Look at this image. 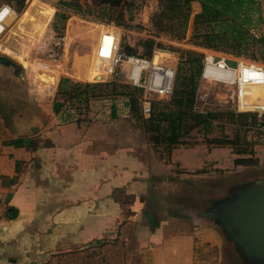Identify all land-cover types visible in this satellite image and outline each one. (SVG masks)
Instances as JSON below:
<instances>
[{
  "label": "rangeland",
  "instance_id": "374dc122",
  "mask_svg": "<svg viewBox=\"0 0 264 264\" xmlns=\"http://www.w3.org/2000/svg\"><path fill=\"white\" fill-rule=\"evenodd\" d=\"M43 1L28 0L30 11L35 13L29 18L30 23L18 43L10 45L5 36L0 40V49L4 52L0 51V135L14 132L16 128L18 129L16 123L23 118L34 119L37 114L48 116L50 110L54 108L55 110L58 108L62 113L63 104L71 95V83H101L88 89L87 101L83 97L81 100H70L71 104H66L64 110L70 106L71 113L80 120L87 121V124L96 122L106 124L108 149L129 147L134 152H140V155L153 150L157 160L160 158L161 162H168L170 155L163 145L155 147L156 134L145 130L140 109L131 108L128 95L139 96L141 90L115 80L102 81L104 77L107 78V74L94 67L92 49L94 40L106 27L105 25H114L118 32L121 31L123 48L132 47L137 52H143L142 43L147 39H153L161 44L154 54V59L164 60L176 67L181 74L188 73V65L184 60L188 57V51L202 55L210 50L212 54L227 57L229 60L237 58L264 63V0H258L260 4L258 18L261 20L249 26L243 35L240 55L232 51L215 50L195 44L192 38L193 18L201 10L200 4L196 1L190 3V15L185 34L181 39L176 38L172 32L157 31L152 25V19L158 11L157 0H125L113 9L111 20L106 16L102 18L99 16L102 5L97 0H74L80 4L79 12H75L72 6L61 3L69 0ZM26 2L27 0H0V5L11 4L17 15ZM60 14H64V17H59ZM73 17L75 20L70 21ZM43 32H45L44 37L40 38L39 43L37 37ZM51 32L67 35L64 55L58 68L48 62L50 70H44L38 68L36 62L41 61L40 59L44 60L43 50L47 51L48 46H42L40 49V44L51 35ZM1 57H7L11 64L19 65L21 68L17 70ZM74 60L76 63L73 66ZM91 60L93 66L90 69L88 66ZM227 62L230 65L235 64L231 61ZM25 65H27L26 70ZM73 72L76 76L83 77L84 74V78L89 80L76 79ZM57 73L59 76L55 82ZM62 78H68L71 82L66 83L64 90L57 93V86ZM251 86H249L251 88L249 104L240 111L235 108L236 105L230 97V87L197 79L196 110L200 113L222 115L211 118L209 124L205 126H195L185 132L181 136L182 143L175 147L204 144L209 151L215 148L221 159L225 160L226 156L231 159L249 157L250 161L247 165L233 163L229 167L214 169H211V165H207L200 171L204 176L195 181L179 178L176 160L183 159V155L177 154L172 158V168L160 162L162 165L157 164L153 172L156 175L153 176L144 195L147 200L145 210H150L156 220L170 215L187 216L192 210H197L202 216H211L209 207L213 200L228 196L235 185H246L264 178V134L260 126L264 122V113L245 111L259 109V106L264 104V86H259L258 89ZM154 101H158V106L170 105V98ZM230 113L249 114L245 119H240L236 116L229 117ZM228 141L231 143H227ZM240 151L244 153L239 154ZM193 156L195 155L191 157ZM119 194V199L124 203L123 213L127 217L131 212L126 205L131 202L132 196L123 194L122 191H119ZM145 219V222H148V219ZM122 226L123 230L115 237H104L66 251L41 254L32 257L30 264H150L149 253L145 247L141 249L133 222L127 223L125 220ZM220 253L216 256L222 263L241 264L239 256L233 253L229 242L226 241Z\"/></svg>",
  "mask_w": 264,
  "mask_h": 264
},
{
  "label": "crops",
  "instance_id": "0c3cea01",
  "mask_svg": "<svg viewBox=\"0 0 264 264\" xmlns=\"http://www.w3.org/2000/svg\"><path fill=\"white\" fill-rule=\"evenodd\" d=\"M28 11L27 0L8 26L5 37L10 45L21 40L30 23L35 12ZM92 66L93 60L88 68ZM73 76L89 80L84 74L73 72ZM51 110L48 116L23 118L14 132L0 135V264H30L32 257L41 254L115 237L125 220L135 225L150 264H224L216 255L226 240L213 215L192 210L187 216L156 220L145 210L144 195L161 162L155 151L140 155L129 147L110 150L106 124H87L74 115L64 121L58 108ZM177 154L183 155L176 160L179 178L191 181L202 178L200 171L207 165L224 168L234 160L225 154V160L221 159L215 148L209 151L204 144H196L174 147L168 162L161 163L172 168ZM119 191L132 196L126 205L131 212L127 217ZM148 214L155 219V227ZM238 256L241 264H256Z\"/></svg>",
  "mask_w": 264,
  "mask_h": 264
},
{
  "label": "trees",
  "instance_id": "16d2710c",
  "mask_svg": "<svg viewBox=\"0 0 264 264\" xmlns=\"http://www.w3.org/2000/svg\"><path fill=\"white\" fill-rule=\"evenodd\" d=\"M101 7L99 16H104L111 20L113 9L120 6L125 0H97ZM158 11L153 17L152 25L157 31L172 32L176 38H183L189 15L190 3L196 1L200 4L201 10L193 18L192 38L196 45L211 48L215 50L232 51L241 54L243 46V35L247 32L249 26L260 22L258 18L260 4L258 0H157ZM65 6H72L75 12H79L80 4L74 0L61 2ZM254 14V15H253ZM254 16L257 18H254ZM59 17H64L60 14ZM120 25V23H117ZM144 51L137 52L132 47H122L126 53H139L144 56H150L154 47L160 48L161 44L153 39H147L142 43ZM6 58V57H4ZM203 54L196 55L193 51H188L187 59H184L188 65L187 74H181L176 70L175 82L172 95L170 96V105L168 107L158 106V101L151 104L149 116L144 117V126L146 131H153L155 147L163 145V148L170 154L171 150L182 143L181 136L195 126H205L209 124L211 118L220 116L210 112L200 113L196 110V90L197 79L200 77ZM59 74L55 75L57 82ZM71 81L68 78L60 79L57 86V93L64 90L66 83ZM101 83H71L69 98L63 104L62 118L69 121L71 113L70 106L66 109V104H71L70 100L85 98L87 101L90 87ZM104 84V83H102ZM107 84V83H105ZM87 95V96H86ZM131 108L140 109L135 95L129 94ZM138 105V106H137ZM64 110V112H63ZM141 113V112H140ZM255 113V112H252ZM249 114V113H248ZM247 113L235 115L230 113L228 116L245 119ZM244 122V120H242ZM264 122L260 124L263 126ZM264 134V133H263ZM227 143H231L228 141ZM244 153L240 151L239 154ZM249 157H235L234 165H247ZM151 227L156 226V221L151 215H147Z\"/></svg>",
  "mask_w": 264,
  "mask_h": 264
},
{
  "label": "built area",
  "instance_id": "2783aa9c",
  "mask_svg": "<svg viewBox=\"0 0 264 264\" xmlns=\"http://www.w3.org/2000/svg\"><path fill=\"white\" fill-rule=\"evenodd\" d=\"M5 8L8 9V12L0 19V40L4 38L7 28L16 14L15 8L9 3L0 5V13ZM49 22L50 20L47 24ZM105 26L94 40L92 48L94 67L107 74V78L102 81L115 80L141 90L137 101L140 112L144 117H147L151 112V104L154 100L169 99L172 95L176 67L164 60L155 61L154 54L159 50L155 47L150 56L124 52L121 46V31L118 32L114 25ZM44 33L37 37L39 43L40 38L44 37ZM65 39V34L51 32V35L47 39L45 38V41L43 40L40 49L46 45L48 49L47 51L43 50L44 60L40 59L41 61L36 62L38 68L50 70L48 62L55 68L60 66L64 55ZM0 51L3 52L1 49ZM227 61L235 64L230 65ZM199 79L207 83L230 87V97L237 108V105L245 99L249 86H264V63L237 58L229 60L227 57L211 54L208 50L203 53ZM259 107V109L245 111L264 113V104Z\"/></svg>",
  "mask_w": 264,
  "mask_h": 264
},
{
  "label": "water",
  "instance_id": "95a60500",
  "mask_svg": "<svg viewBox=\"0 0 264 264\" xmlns=\"http://www.w3.org/2000/svg\"><path fill=\"white\" fill-rule=\"evenodd\" d=\"M1 58L17 70L21 68ZM261 131L264 133V125ZM209 211L225 240L243 260L264 264V178L235 185L228 196L213 200Z\"/></svg>",
  "mask_w": 264,
  "mask_h": 264
},
{
  "label": "bare ground",
  "instance_id": "6f19581e",
  "mask_svg": "<svg viewBox=\"0 0 264 264\" xmlns=\"http://www.w3.org/2000/svg\"><path fill=\"white\" fill-rule=\"evenodd\" d=\"M12 18V17H11ZM17 18V15L15 14V16L13 17V20H12V22L15 20ZM10 20V19H9ZM11 24V23H10ZM9 24V25H10ZM8 29V28H7ZM7 32V31H6ZM208 51V50H207ZM209 53H211L212 54V52L209 50ZM155 60V59H154ZM155 61H157V60H155ZM254 88H259V86H257V87H255V85H252ZM251 86V87H252ZM250 92H251V88L249 87L248 89H247V91H246V96H245V99L239 104V105H237V109L238 110H243L246 106H248V102H249V98H250Z\"/></svg>",
  "mask_w": 264,
  "mask_h": 264
},
{
  "label": "clouds",
  "instance_id": "9594fccd",
  "mask_svg": "<svg viewBox=\"0 0 264 264\" xmlns=\"http://www.w3.org/2000/svg\"><path fill=\"white\" fill-rule=\"evenodd\" d=\"M7 12H8V9L5 8L4 11H3L2 13H0V19H2L3 16H4L5 14H7Z\"/></svg>",
  "mask_w": 264,
  "mask_h": 264
}]
</instances>
